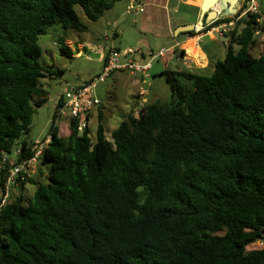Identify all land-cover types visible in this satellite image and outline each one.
Instances as JSON below:
<instances>
[{
  "label": "trees",
  "instance_id": "obj_1",
  "mask_svg": "<svg viewBox=\"0 0 264 264\" xmlns=\"http://www.w3.org/2000/svg\"><path fill=\"white\" fill-rule=\"evenodd\" d=\"M116 1L0 0V159L32 156L33 141L19 139L47 100L41 79L63 72L39 63V36L53 26L85 32L76 6L97 21ZM256 18L235 22L210 74L162 71L169 100H147L135 116L136 100L109 138L101 112L94 138L89 121L81 133L76 119L51 122L38 159L44 181L17 177L18 190L35 186L32 195L0 207V264H264V37L261 54L250 53L264 26ZM56 43L60 56H74L65 37Z\"/></svg>",
  "mask_w": 264,
  "mask_h": 264
},
{
  "label": "rangeland",
  "instance_id": "obj_2",
  "mask_svg": "<svg viewBox=\"0 0 264 264\" xmlns=\"http://www.w3.org/2000/svg\"><path fill=\"white\" fill-rule=\"evenodd\" d=\"M256 1H260L264 6V0ZM75 9L81 21L88 26L85 32L63 30L60 26H53L48 28L46 33L38 38V45L41 50L38 58L39 63L50 70L60 68L63 72L51 75L46 74V77L41 79L43 87L48 91L47 100L35 108L30 131L27 134H23L19 141L41 142L44 140L48 135L52 121V112L59 95L64 94L66 90L78 84H84L90 80H93L94 83V94L101 101L100 107L93 111V116L89 122L90 136L92 138H94L96 133L98 112L102 113L104 133L109 138L110 132L132 111L133 103L139 100V97H137L138 87H135L131 83L133 76L128 71H115L110 73L109 76H105L102 80L97 79L96 76L102 72L103 68L102 60L99 59V55L96 53L98 46L105 52L110 49L119 51L122 60H126L122 55L125 53L128 54V58L136 62L145 63L151 60V69L148 71L149 78H145L146 82L142 85L147 90V94L144 97H146V101H168L170 98V85L165 75L161 74L165 69L164 63L167 56L164 59L161 57L151 59V47L154 44V39L151 35L142 33L130 21V16L134 13L128 14V19L123 21L125 29H122V31L114 35L112 32L114 29L111 25L112 21H108L107 17H102L97 21H90L84 16L79 6H76ZM60 37L72 40V45L75 48L77 47L76 43L83 42V47H80L81 54L71 58L60 56L56 43ZM263 37L261 33L256 35V43L250 49L252 56L257 57L261 54L260 41ZM204 42L205 39L201 40V43ZM66 43L68 45L70 44L69 41H66ZM190 43L193 46L194 43L192 41ZM192 46L187 48L188 56L191 59L190 53ZM233 48L236 50L238 46L233 44ZM205 49L209 55L215 56L219 53L218 49L214 46H206ZM203 58V55L198 54L196 51L194 52V59L197 61L198 66H202L198 62ZM191 62L196 64L193 59ZM212 68V65L207 64L205 69L200 70V72L208 75L211 73ZM134 76L139 78L138 74ZM44 177L45 170L40 168L39 162H36L35 166L31 167V175L29 178L34 182H38L44 181ZM34 188L35 186L33 184L26 183L25 188L20 191L16 183H14L10 186L8 196L10 198L12 195H18L21 192L20 194L24 198H27L32 195ZM255 245L259 246L261 243L258 242Z\"/></svg>",
  "mask_w": 264,
  "mask_h": 264
},
{
  "label": "crops",
  "instance_id": "obj_3",
  "mask_svg": "<svg viewBox=\"0 0 264 264\" xmlns=\"http://www.w3.org/2000/svg\"><path fill=\"white\" fill-rule=\"evenodd\" d=\"M129 1L130 0L116 1L113 7L102 16L107 17L108 21H112L111 25L114 28L112 31L114 35L122 31V29H125L123 21L128 19V14L124 11V7H126ZM136 1L143 5V10L137 11L130 16V21L134 23L142 33H147L154 39V44L151 47V59H154L155 54L159 51L167 49L162 56H159L162 59L167 56L164 63V70L196 71L204 70L207 64L213 65L217 60H221L224 57L227 41L231 37L232 31H234L235 22L241 17H244L248 4L245 0H235L234 3L232 0H226L225 7L220 6L223 0ZM257 3L259 9L264 11V6L261 2L257 1ZM227 9L230 11L228 12ZM210 12H214L215 16L212 17ZM261 23L264 26V16L261 18ZM184 24H194V27L200 31L196 32L193 30V36H189L188 33L175 36L174 29ZM221 26L225 27L226 32L223 33L225 36L220 32ZM201 27H203V29H201ZM203 39H205V42L201 43ZM66 41H69V47L73 51L76 50L74 56L81 54L80 47H83V42L76 43L77 47L75 48L72 45V40L66 38ZM190 41L194 43L193 46L190 45ZM189 46H192L190 55L196 64L192 63V59L188 56L187 48ZM206 46L216 47L219 53L215 56L209 55L205 49ZM195 51L204 57L198 62V64L202 66H198L197 61L194 59ZM96 53H98L99 59L102 60L107 52L103 51V49L98 46V48H96ZM120 60L122 62L125 61L121 58ZM130 75L133 76L131 78V83L135 87H138L136 84L138 80L137 77L132 74ZM92 116L93 112L89 116V122Z\"/></svg>",
  "mask_w": 264,
  "mask_h": 264
},
{
  "label": "built area",
  "instance_id": "obj_4",
  "mask_svg": "<svg viewBox=\"0 0 264 264\" xmlns=\"http://www.w3.org/2000/svg\"><path fill=\"white\" fill-rule=\"evenodd\" d=\"M246 13L256 15V21L260 24L261 18L264 16V11L259 9L258 3L256 0L247 1ZM143 5L136 1L130 0L125 7V12L127 14L135 13L137 11H142ZM203 29V27H201ZM196 32L200 30L194 27ZM259 29L255 31V35L259 33ZM221 34L226 32L225 27L221 26ZM165 53V50L159 51L155 54V57L162 56ZM126 60L120 61V52L115 49H110L107 54V60L105 66L102 68V72L97 77V79L102 80L105 76H109L113 71H123L126 70L130 74H138L136 84L138 85V96L139 100L136 101V104L133 108V113L135 116H138L142 110L147 94V90L142 87L146 82L145 78H149L148 71L151 69V60L145 63L136 62L133 59L128 58V54H122ZM93 81L91 83L80 86L79 84L71 89H68L64 92L63 103L60 106L54 107L52 112V125L55 127L57 124L65 123L68 124L69 120L76 119L78 121L77 131L81 133L87 126L89 121V115L97 109L101 101L93 92ZM51 139V136L48 135L43 142L33 141L31 146L32 156L27 160H22L19 164H16L15 158L12 155L2 153L0 159V166L7 165V174L4 181L3 187L0 188V207L5 203L8 198V193L10 186L16 183V178L24 180L31 175V167L35 166V163L38 162L39 156L41 154L42 148L46 143ZM20 153L19 149L15 150V156Z\"/></svg>",
  "mask_w": 264,
  "mask_h": 264
},
{
  "label": "water",
  "instance_id": "obj_5",
  "mask_svg": "<svg viewBox=\"0 0 264 264\" xmlns=\"http://www.w3.org/2000/svg\"><path fill=\"white\" fill-rule=\"evenodd\" d=\"M229 10V9H227ZM210 15L212 17L215 16L214 12H210ZM194 30V24H184V25H179L174 29V35L177 36L178 34H184V33H189Z\"/></svg>",
  "mask_w": 264,
  "mask_h": 264
},
{
  "label": "bare ground",
  "instance_id": "obj_6",
  "mask_svg": "<svg viewBox=\"0 0 264 264\" xmlns=\"http://www.w3.org/2000/svg\"><path fill=\"white\" fill-rule=\"evenodd\" d=\"M233 1V3L235 2V0H232ZM211 2V1H210ZM220 6L221 7H225L226 6V0H223L221 3H220ZM230 10H228V12H229Z\"/></svg>",
  "mask_w": 264,
  "mask_h": 264
}]
</instances>
